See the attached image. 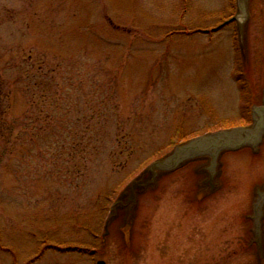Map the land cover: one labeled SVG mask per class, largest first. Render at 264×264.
I'll use <instances>...</instances> for the list:
<instances>
[{
    "label": "rangeland",
    "instance_id": "obj_1",
    "mask_svg": "<svg viewBox=\"0 0 264 264\" xmlns=\"http://www.w3.org/2000/svg\"><path fill=\"white\" fill-rule=\"evenodd\" d=\"M98 261L264 264V0H0V264Z\"/></svg>",
    "mask_w": 264,
    "mask_h": 264
},
{
    "label": "water",
    "instance_id": "obj_2",
    "mask_svg": "<svg viewBox=\"0 0 264 264\" xmlns=\"http://www.w3.org/2000/svg\"><path fill=\"white\" fill-rule=\"evenodd\" d=\"M257 140H259V129L255 125L249 128H237L230 130L229 132H220L195 139L186 145L176 148L172 154L164 160L154 163L150 167V170L144 174L145 176L143 175L144 181L140 185L133 184V193H131L130 196L144 192L145 190L137 191L135 193V189H146L150 179L154 178L157 173L165 174L174 171L184 164L191 162L194 158L199 159L210 156L214 159L221 151V148H223L222 150L227 149L228 151H231L237 150L242 146L253 147L258 144ZM237 142L238 144H236ZM143 186H145V188H143ZM260 206L261 202L257 206V212ZM96 264L106 263L98 261Z\"/></svg>",
    "mask_w": 264,
    "mask_h": 264
}]
</instances>
